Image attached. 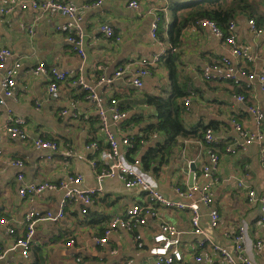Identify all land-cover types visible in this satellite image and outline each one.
I'll return each instance as SVG.
<instances>
[{
  "label": "crops",
  "instance_id": "obj_1",
  "mask_svg": "<svg viewBox=\"0 0 264 264\" xmlns=\"http://www.w3.org/2000/svg\"><path fill=\"white\" fill-rule=\"evenodd\" d=\"M33 1L0 0V47H8L13 54L1 73L15 62H21L16 77V97L6 98L5 105L0 107V213L9 222L0 223V245L6 250L0 264H27L16 247L24 231L20 226L22 221L31 210L58 212L64 198L63 191L47 190L30 200L20 195V188L30 182H60L71 175L83 177L79 187L95 190L93 201L86 206L81 200L73 199L61 219L37 224L31 247L34 264H150L153 256L148 248L163 222L173 223L182 231L180 247L186 264H215L221 258L215 245L232 249L233 243L225 237L224 231H236L243 220L249 224L252 242L263 243L260 251L252 248V252L258 263L264 264V220L259 204L249 200L250 190L262 192L264 189L261 146L251 142L237 147L234 153L225 152L227 145L242 141L236 122L264 135V89L257 78L264 73V0H250L252 7L239 11L234 19L239 45L249 49L252 61L234 56L224 39L209 28L194 24L195 19L189 17L194 11L193 0H137V8L130 5L133 0H64L79 8L83 54L69 41L68 34L59 30V26L69 22L68 16L62 12H44L35 8ZM99 1L101 3L96 5ZM23 3L28 6L23 7ZM9 5L15 6L12 12H1L2 7ZM157 17L156 38L151 28ZM250 19L256 20L262 33L250 29ZM102 24L113 27L115 36L121 39L104 37ZM179 27L181 31L176 36L175 30ZM159 53H162L161 59L150 66L143 86H135L132 79L140 69L136 60L151 59ZM225 57L236 67L240 84L223 78L222 59ZM39 62L69 72L68 79L59 84L58 92H49L48 76L33 73ZM119 68L125 70L122 76L98 84L101 76L112 77ZM206 72L210 78H205ZM78 76L96 88L105 108L117 106L126 113L118 122L109 114L121 150L127 161L155 181L167 198L181 199L184 203L198 200V193L194 198H180L176 188L184 189L193 184L190 183L193 163L197 166L198 181L201 184L209 181L201 176L202 170L210 163L213 151L220 154L218 180L213 186L214 201L211 206L199 203L200 227L205 233L195 232L190 208L154 204L156 215H148L147 223L135 232L120 229L107 244L95 243L94 236L102 234L113 215L123 214L134 204L146 206L150 202L142 186L127 187L119 178L98 182L92 161H97L98 166L110 165V145L96 104L87 99L85 90L72 83ZM174 81L187 92L178 97V101L182 104L181 118L189 132L178 137L172 153L158 155L147 163L145 153L165 140L164 131L150 128L157 113L147 96L169 95ZM190 92L195 96L188 108L185 101ZM240 93L245 95L244 101L237 99ZM73 103L79 116L63 115L61 111ZM251 108L260 110L259 120ZM11 116H21L27 121L25 128L30 139L8 135L6 126ZM207 128L215 132L213 144L205 140ZM126 137L146 141L131 151L122 143ZM36 138L56 141L59 147L57 150L37 148ZM93 142L98 144V149L90 148ZM14 160H21L23 164L15 165ZM20 174L24 175L22 180ZM213 208L220 214L218 227L212 225ZM11 225H17L15 233L8 231ZM135 234L142 236L143 248L138 247ZM71 239L74 243L67 245ZM203 240L205 244L201 245ZM198 254L202 256L201 261L196 260Z\"/></svg>",
  "mask_w": 264,
  "mask_h": 264
},
{
  "label": "built area",
  "instance_id": "obj_2",
  "mask_svg": "<svg viewBox=\"0 0 264 264\" xmlns=\"http://www.w3.org/2000/svg\"><path fill=\"white\" fill-rule=\"evenodd\" d=\"M195 2H201L203 0H193ZM101 2H97L96 5H99ZM35 8H39L47 13L62 12L69 18V22L59 26V30L66 32L68 34V39L72 42L78 51L83 54V32L79 25V8L72 2H65L64 0H45L43 2H37L34 0L32 2ZM133 7H138L139 3L137 0H133L130 3ZM23 7L28 5L23 3ZM14 5H9L1 8V12L7 14L14 10ZM250 29L256 33H262L263 29L257 25L255 19H250L249 21ZM196 25L198 27L209 28L216 36L225 40L226 44L229 45L231 52L234 56L247 59L248 61L253 60V56L249 49L239 45L237 40V28L236 22L232 20L229 22L226 31L222 29L219 24L209 18H201L197 20ZM159 26V17L152 23V35L157 38ZM74 29L77 30L75 34ZM100 29L103 33V36L111 39L115 38L120 40L121 38L115 36L114 28L102 24ZM32 31V30H31ZM12 51L8 47H0V75H1V89L3 96L0 97V107L5 105V99L10 97H16V77L19 74L21 67V62L17 61L15 64L8 68L5 72L1 73V69L5 67L7 60L12 56ZM162 53L156 54L153 58H139L136 62L139 63L140 69L137 72V76L132 79V83L137 87L143 86V78L150 73V66L155 65L161 59ZM222 64L224 65V74L223 78L231 81L235 84H240L241 80L238 75L237 69L232 63V61L225 57L222 59ZM124 68H119L115 75L112 77L101 76L98 80V84L112 82L115 78L120 77L124 74ZM33 73L37 75H46L50 79L49 83V92L56 93L59 90V84L65 82L69 77V72L63 69H60L56 66H48L45 62H39L34 68ZM208 72L205 73V78H210ZM253 77V75H251ZM262 88L264 89V73L257 75ZM73 85L80 87L82 90L87 92L86 97L89 100H92L96 104L97 112L101 118L102 126L107 136V140L110 145V157L112 163L110 165L98 166L97 161H92V166L96 174L98 182L101 184L107 178H119L122 180L127 187L133 186H142L147 191V196L149 199V204L146 206H140L134 204L128 208L123 214L113 215L107 225L104 227L101 235H95L94 240L97 245H105L109 242L110 237L113 233L120 229H125L130 232H135V230L147 223L148 215H156L155 210L153 209L154 204H159L166 207H178V208H190L193 212V225L195 227V232L199 235L205 233L204 230L200 227V206L199 203L206 204L211 206L213 203V186L217 177V171L219 169V163L221 156L218 152L213 151L211 153V161L208 165L204 166L201 176L207 178L206 183L201 184L198 179L197 174L194 175V181L192 185L187 186L186 188L177 187L176 191L178 192L180 198H194L195 193L199 194V199L194 200L190 203H184L181 199L172 200L167 198L163 193L158 190V185L155 181L148 179L145 174H143L136 165L131 164L127 161L124 153L121 150V142L117 139L113 129L111 128L109 114L114 122L120 121L126 116V113L120 110L117 106H111L108 109L103 105V100L100 98L96 88L93 85H90L82 76H78L72 80ZM195 96L194 92L186 97L185 105L189 108L191 103V98ZM237 99L240 101L245 100V95L237 94ZM256 119H260V110L258 108H251ZM61 113L63 115L70 114L73 117H78L79 113L77 112L76 103H73L67 108H64ZM27 121L21 116H11L9 122L6 126V132L9 136L13 138H18L21 140H28L31 138L29 132L26 130ZM236 130L242 139L241 143L237 145L229 144L225 147L226 153H234L237 151V147H244L246 144L251 142H257L261 146V164L264 167V135L260 132H252L246 129L242 124L235 123ZM205 140L208 143L215 142V132L212 128H207L205 130ZM2 135L0 133V142ZM145 139L138 138L136 143L138 145H143ZM134 137H126L122 140V143L133 148ZM34 144L37 148H47L52 150H57L59 144L56 141L36 138L34 139ZM90 148L98 149V144L93 142L90 145ZM15 165H22L21 160H14ZM24 177L23 174L19 175V179L22 180ZM83 182V177L81 175H71L67 179L60 182H42L35 183L30 182L24 184L20 188V195L26 197L30 200H34L37 197L42 196V194L47 190H59L64 192V198L62 200L61 208L58 212L54 213L53 211L42 212L38 210H31L26 214L24 220L21 223L23 228V233L18 237L16 241V247L19 248L23 258L27 261V264H34L31 260V247L33 244V239L37 230V224L43 220H59L64 216L65 208L68 203L73 199L81 200L86 206L90 205L93 201V195L95 194L94 189H85L79 187ZM249 200L251 203H258L262 219L264 220V189L262 192H257L255 190L249 191ZM85 213L87 209L83 210ZM211 219L212 225L218 227L220 224V214L217 208L211 210ZM0 223L8 224V220L5 216L0 213ZM16 226H9L8 231L10 233H15ZM181 234L182 231L173 223L163 222L160 225V229L157 234L154 236L153 244L148 248L149 253L153 256V261L150 264H186L184 261V254L180 247L181 243ZM224 235L227 238H230L233 247L232 249L227 248L222 245H215L216 249L220 252L221 258L215 264H259L256 260L252 248L260 251L262 248V241L252 242L249 235V224L246 221H242L236 231L226 230ZM134 238L137 242L138 247L143 248L144 244L141 240L142 236L140 234H135ZM74 243V240L71 239L67 242V245ZM205 241H201V245H204ZM6 250L0 245V261L5 256ZM79 261L81 258L78 259ZM197 261L202 260L201 254L196 256Z\"/></svg>",
  "mask_w": 264,
  "mask_h": 264
},
{
  "label": "trees",
  "instance_id": "obj_3",
  "mask_svg": "<svg viewBox=\"0 0 264 264\" xmlns=\"http://www.w3.org/2000/svg\"><path fill=\"white\" fill-rule=\"evenodd\" d=\"M191 6L194 8V11L189 14V17L195 19L194 24L201 18H209L215 20L226 31L229 22L235 19L238 12L241 10H249L248 8H251L252 4L250 0H203L201 2H192ZM180 31L181 27L175 30L176 36L180 34ZM173 74L174 68L171 66V77H173ZM186 94L187 92L174 81L172 84V92L169 95L147 96L148 102L155 106L157 113L156 120L150 125V128L165 132L164 143L154 149H149L145 153L147 163L153 157L172 153L178 144V137L180 135H186L189 132L185 128L181 118L182 104L178 101V97H183ZM137 139L134 138L135 142L133 148L130 149L131 151L138 149Z\"/></svg>",
  "mask_w": 264,
  "mask_h": 264
},
{
  "label": "water",
  "instance_id": "obj_4",
  "mask_svg": "<svg viewBox=\"0 0 264 264\" xmlns=\"http://www.w3.org/2000/svg\"><path fill=\"white\" fill-rule=\"evenodd\" d=\"M197 166L195 165V163L191 164V174H190V183H193V178L196 172Z\"/></svg>",
  "mask_w": 264,
  "mask_h": 264
}]
</instances>
